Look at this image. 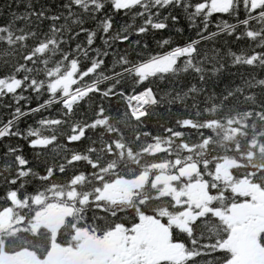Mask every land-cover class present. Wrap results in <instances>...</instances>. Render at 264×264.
Here are the masks:
<instances>
[{
	"label": "trees",
	"instance_id": "16d2710c",
	"mask_svg": "<svg viewBox=\"0 0 264 264\" xmlns=\"http://www.w3.org/2000/svg\"><path fill=\"white\" fill-rule=\"evenodd\" d=\"M119 1L0 0V218L10 210L22 219L0 234V256L42 258L80 229L164 217L178 206L152 185L160 166L195 165L190 181L206 184L215 210L235 203L227 178L264 175V1L231 0L225 10L214 0ZM146 63L158 67L137 68ZM145 91L153 102L135 118L127 100L145 104ZM142 176L129 198L102 197ZM59 199L72 208L59 235L34 231L32 203ZM219 230L202 226L185 246L196 259L188 264H215Z\"/></svg>",
	"mask_w": 264,
	"mask_h": 264
},
{
	"label": "flooded vegetation",
	"instance_id": "af4514ba",
	"mask_svg": "<svg viewBox=\"0 0 264 264\" xmlns=\"http://www.w3.org/2000/svg\"><path fill=\"white\" fill-rule=\"evenodd\" d=\"M251 1L253 5L254 1ZM233 179H226L227 189L236 197L235 203H231L227 209H205L202 202L183 204L187 200L185 197L180 204L174 202L178 209L165 211L164 217L151 214L136 218L129 224L114 225L111 230L102 233L80 229L71 236L69 233L67 237H72V240L51 247L47 264H188L196 259L186 252L185 246L197 244L193 236L202 233L205 223L215 227V222L220 228L217 232L215 264H264V175L245 176L237 183ZM248 206L258 207L257 211ZM237 208L239 211L235 212ZM68 216L63 221L58 219V224L53 228L55 236L59 235L58 230ZM230 216L237 218L231 221ZM146 220L167 230L169 243L179 247L178 256L158 259L140 254L138 241L132 239L131 235L136 238ZM31 255L36 258L34 254ZM36 260L39 262V259Z\"/></svg>",
	"mask_w": 264,
	"mask_h": 264
},
{
	"label": "rangeland",
	"instance_id": "374dc122",
	"mask_svg": "<svg viewBox=\"0 0 264 264\" xmlns=\"http://www.w3.org/2000/svg\"><path fill=\"white\" fill-rule=\"evenodd\" d=\"M125 1L126 0L119 1V6H123ZM253 1L254 5H258L264 0ZM229 3L230 0H214V2L211 3V7L213 9L225 10L227 9ZM180 51L188 52L189 48L184 47ZM151 64L152 63H146L137 68H141L143 71L147 72L151 71L153 68L158 67H150ZM168 65L169 63L165 64L164 66L167 67ZM64 81L67 82L68 80ZM90 91V86L76 89L66 95L65 98L63 97V99H66L69 102H76L84 98ZM141 95H144L147 98L146 100L148 104L146 105V107L153 102V97L149 91H145ZM76 96H78L79 100H75ZM129 99L127 100V103L129 102ZM128 106L133 117H140L134 113L133 109H135V106L130 107L129 103ZM24 114H22L21 116H23ZM225 172H227V167L224 168L223 165L218 167V173L220 175L224 176ZM153 173L154 176L152 178V185L159 187L161 186L162 195L172 196L174 202L177 204L181 203L182 198L187 197V200L183 201V204L187 203L195 205L197 204V202H202L203 207L205 209L208 208L207 204L211 202V199L206 184L197 179L194 181H190L192 176L197 173V168L195 165H177L176 167H172L171 169H168L166 166H160L155 171H153ZM145 179L146 177L142 176L141 178L135 179L130 182L123 181L122 183H115L105 190L102 197L110 202L121 201V199L123 198H129L132 195L133 190L140 187V183L142 184ZM69 197L73 198V195H70ZM15 205L18 204L16 203ZM29 210L31 212L30 224L32 229L36 231L40 230L43 227L44 229L49 230L51 233H54V236L55 231L53 230V228H55V225L58 224V219L60 218V221H63L66 215H70L72 213L70 203L60 199L53 201L35 200ZM238 211L239 210L237 208L235 212ZM236 218L237 217L234 218V216L229 217L231 221ZM149 221L150 220L145 221V223L143 224L144 227L139 233H137L136 238L131 235L132 239H137L138 241L140 254L156 256L158 259H165L167 257L173 258L178 256L180 252L179 247L177 245L169 243L167 230L162 227L154 226V224L149 223ZM21 223V218L14 219L10 210L5 211L0 218V234L3 232L8 233L14 231L17 225H20ZM57 245L58 244H53L51 247ZM50 249L42 258H37L35 256L37 259H39V262L31 255L34 252L30 253L28 250H22L21 252L7 254L6 256L4 255L5 253H2L0 257V264H47L49 260L48 256ZM34 260L36 261V263Z\"/></svg>",
	"mask_w": 264,
	"mask_h": 264
},
{
	"label": "water",
	"instance_id": "95a60500",
	"mask_svg": "<svg viewBox=\"0 0 264 264\" xmlns=\"http://www.w3.org/2000/svg\"><path fill=\"white\" fill-rule=\"evenodd\" d=\"M141 1L142 0H126L125 1V3H124V7L125 8H129V7H132V6H135V5H138L139 3H141ZM264 14V13H263ZM261 15V14H260ZM251 19V18H250ZM253 19V18H252ZM216 33H214L213 35H215ZM209 36H207V37H205V38H203V40L204 39H206V38H208ZM171 54H177V55H179L180 54V52H179V50H175V51H173V52H171ZM249 208H251L252 210H256L257 211V208L258 207H250V206H248Z\"/></svg>",
	"mask_w": 264,
	"mask_h": 264
},
{
	"label": "bare ground",
	"instance_id": "6f19581e",
	"mask_svg": "<svg viewBox=\"0 0 264 264\" xmlns=\"http://www.w3.org/2000/svg\"><path fill=\"white\" fill-rule=\"evenodd\" d=\"M78 99H79L78 96H76V99H75V100H78ZM137 99L141 101V104L138 105V108L135 107V109H133V110H134V113H135L136 115H137L138 113H140V112H143V109L145 108L143 99H142L140 96H135V97L129 99V102H128L129 105H130V107H131V103H132L134 100H137Z\"/></svg>",
	"mask_w": 264,
	"mask_h": 264
},
{
	"label": "built area",
	"instance_id": "2783aa9c",
	"mask_svg": "<svg viewBox=\"0 0 264 264\" xmlns=\"http://www.w3.org/2000/svg\"><path fill=\"white\" fill-rule=\"evenodd\" d=\"M143 113H144V110H143V112L138 113L137 116H140V115H142Z\"/></svg>",
	"mask_w": 264,
	"mask_h": 264
}]
</instances>
